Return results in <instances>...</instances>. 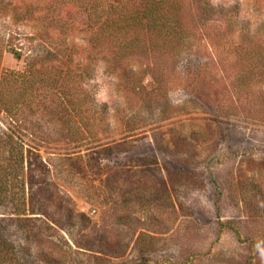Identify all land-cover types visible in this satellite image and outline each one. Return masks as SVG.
I'll return each mask as SVG.
<instances>
[{
	"label": "rangeland",
	"instance_id": "1",
	"mask_svg": "<svg viewBox=\"0 0 264 264\" xmlns=\"http://www.w3.org/2000/svg\"><path fill=\"white\" fill-rule=\"evenodd\" d=\"M5 1L20 10L0 20V35L22 58L9 51L3 68L23 73L50 50L34 38L54 26L55 0ZM24 2L36 4L32 15ZM183 9L177 56L120 64L93 48L84 16L57 13L76 25L57 67L94 108L77 143L48 113L41 133L0 114L10 170L0 238L22 264L41 253L61 264H264V0H183ZM29 205L40 215L27 217ZM105 241L120 254L102 253Z\"/></svg>",
	"mask_w": 264,
	"mask_h": 264
},
{
	"label": "trees",
	"instance_id": "2",
	"mask_svg": "<svg viewBox=\"0 0 264 264\" xmlns=\"http://www.w3.org/2000/svg\"><path fill=\"white\" fill-rule=\"evenodd\" d=\"M23 4L27 7V14L32 15L30 6L36 4ZM69 7L74 9V14L86 19L93 48L104 54V58L111 57L118 64L140 54L175 57L182 49V39L188 30L185 26L183 0H55L49 9L54 26L40 29L34 38L50 50L47 54L32 57L31 63L23 73L6 71L3 68L6 53L11 51L17 59H21L22 55L10 49L12 43L6 42L0 35V114L8 115L17 126L24 127L27 131L35 129L36 133H41L43 126L39 118L48 113L53 120H59L70 133V139L77 143L80 141L78 136L82 135L78 129L85 131L89 128L87 122L93 113L94 104L84 96L77 98L79 92L83 93L81 85L79 82L75 83L71 74H64L65 72L57 67L59 63L55 56L70 55L67 41L76 32L74 22L65 21L63 24L65 19L57 16V13ZM210 9L215 10L214 7ZM17 10L20 9L14 11L5 0H0V20ZM15 16L25 17L22 13ZM57 42H60L59 46L54 44ZM79 121L84 123V127ZM37 151L33 148L29 150L30 171L33 159L38 157ZM25 153V150H21L19 166L23 170ZM5 166L7 167V164L0 163L2 194L8 185L3 180L10 176V170H6ZM43 167L44 165H40V169ZM22 191L25 194V189ZM37 215L40 214L35 207L29 205L27 217ZM93 244L88 243L85 248L79 245L78 247L91 251ZM119 248L118 242L113 245L109 241L99 247L102 253L112 255H119ZM0 264H22L18 261L12 245L1 238ZM35 264L61 262L41 253Z\"/></svg>",
	"mask_w": 264,
	"mask_h": 264
}]
</instances>
